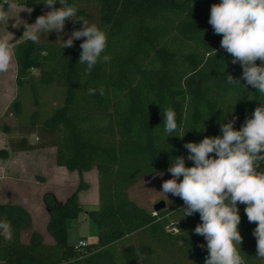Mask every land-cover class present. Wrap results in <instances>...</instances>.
I'll list each match as a JSON object with an SVG mask.
<instances>
[{"label":"trees","instance_id":"1","mask_svg":"<svg viewBox=\"0 0 264 264\" xmlns=\"http://www.w3.org/2000/svg\"><path fill=\"white\" fill-rule=\"evenodd\" d=\"M42 2L16 1L33 9L26 23L43 14ZM66 2L77 8L78 17L106 32L104 54L111 59H101L85 76L86 65L78 63L83 39L63 49L61 42L33 43L26 38L14 45L17 97L9 111L22 114L24 89L30 90L37 106L41 86H58L63 101L43 119L38 109L31 113L27 125L39 134V143L27 136L11 139L8 148H0V159L11 152L55 147L57 165L77 171L80 181L65 202H58L52 192L44 194L52 244L38 232L23 242L22 230L31 225L29 212L0 202V220L12 226L10 237L0 234V264H204L206 241L194 233L201 223L199 213L183 217L184 202L171 194L174 205L151 211L132 200L129 191L142 179L167 171L172 157L184 156L186 166H193L185 143L222 135L220 124L229 120L235 119L239 129L264 104V95L243 80L226 83L227 74L240 79L242 68L231 63L220 46L222 36L208 23L212 4L220 0ZM74 27L80 29L81 22ZM23 31L22 25L14 40ZM34 70H39L38 77ZM89 88H103V95H89ZM168 108L176 114L178 129L167 138L163 111ZM183 134V139L175 136ZM92 168L98 173L99 203L87 210L78 194L88 187L83 174ZM245 207L238 204L242 255L247 264H264L256 257L257 225L248 221ZM82 213L98 226L96 240L85 247L68 239V221Z\"/></svg>","mask_w":264,"mask_h":264},{"label":"clouds","instance_id":"2","mask_svg":"<svg viewBox=\"0 0 264 264\" xmlns=\"http://www.w3.org/2000/svg\"><path fill=\"white\" fill-rule=\"evenodd\" d=\"M42 3L50 11L38 16L32 24L23 23L22 35L27 40L39 43L40 33L59 34L67 21H79L82 27L73 30L67 40L62 39V49L71 48L75 40L83 39L78 63L86 65L85 76L101 59L110 61L111 57L104 54L107 34L97 24L78 17L77 8L66 0ZM9 18L7 11L0 9V22L8 23ZM208 23L214 34L222 36L220 46L232 57L231 63L242 68L240 79L227 74L226 83L237 85L243 80V85L264 95V0H220L212 4ZM12 61L10 41L0 38V73H7ZM97 91L103 95V88H89L88 94ZM163 124L166 137L174 136L178 123L171 108L163 111ZM234 124L235 119L221 123L222 135L205 136L199 143H185L187 160L193 166H186L184 156L172 157L167 169L172 178L163 181L160 191L184 202L183 217L199 213L201 223L194 233L206 241L208 255L204 264H247L241 251L238 204L246 205L248 221L257 225L253 231L256 257L264 260V104L255 108L242 127L237 129ZM184 134L175 136L183 139ZM159 175L162 177L163 173ZM11 233L10 222L0 220V234L10 237Z\"/></svg>","mask_w":264,"mask_h":264},{"label":"rangeland","instance_id":"3","mask_svg":"<svg viewBox=\"0 0 264 264\" xmlns=\"http://www.w3.org/2000/svg\"><path fill=\"white\" fill-rule=\"evenodd\" d=\"M17 0H0V9L7 11L9 15L8 23L0 22V38H7L12 46L13 50V61L10 70L7 72L11 79L10 87L13 91V100L17 97V86H14V78L16 83V61L14 58V45L18 42L25 39L22 35L19 39L14 40V37L19 32L20 27L23 25L24 22H27L30 14L27 10H30L27 6L16 4ZM11 5H15V7H11ZM21 7V11L18 9ZM50 11L49 8L42 6V12L45 14L46 12ZM34 23V22H33ZM32 24V23H31ZM17 25V26H16ZM75 30L74 22L69 20L66 22L65 28L63 32L57 34L55 32L40 33V40L39 42H61L62 39L67 40L70 33ZM59 35V37H58ZM35 76H39V70L33 71ZM20 99L23 102V112L20 116H17L14 112L9 111V106L7 109L0 113V136L2 135L3 139L1 141H5L7 146H9V140L17 139L22 136H27L28 140L32 143H39L38 140V133H32L30 126L27 125L31 113L38 109L40 111V118L43 119L44 117L48 116L54 108L60 105L63 101V91L58 86H41L39 88V94L37 96L38 105L36 106L33 101L32 94L30 90L24 89L22 90V95ZM29 131V132H28ZM46 159L50 157V153H44ZM47 163L45 162V165ZM163 173L161 177L159 174ZM157 174H153L149 177H146L139 181L135 186L130 189V197L134 200L137 204L145 207L148 210L154 211V206L160 202L165 201L167 207L174 205V201L172 200L170 194L168 197L160 192L162 190V183L164 180L170 179L171 173L168 171H163ZM96 180V174L94 171L89 172L86 175V182L89 185H92L89 190H81L80 197L81 199L85 196L89 197V201H92L93 197L96 195L98 196V185ZM79 183V182H78ZM77 183V186H78ZM54 185H50L52 189H56V184H60L59 181L53 180ZM71 184V182H69ZM29 194L27 197L28 199L31 198ZM34 198V195H33ZM79 200V199H78ZM94 201V200H93ZM91 209L97 208V206H88ZM42 221V220H40ZM39 221V222H40ZM42 223V222H40ZM68 229H69V240L71 243H78L80 237H84L87 242L95 241L98 234V226L95 222L87 217V219H71L68 221ZM27 234V233H26ZM123 243H119L118 247H121ZM4 261V248L0 246V263Z\"/></svg>","mask_w":264,"mask_h":264},{"label":"crops","instance_id":"4","mask_svg":"<svg viewBox=\"0 0 264 264\" xmlns=\"http://www.w3.org/2000/svg\"><path fill=\"white\" fill-rule=\"evenodd\" d=\"M18 11H21V7ZM10 81L8 73H0V113L7 109L13 99ZM14 86H16L15 78ZM1 139H3L2 135L0 136ZM7 144L4 140L1 141L0 148H8ZM46 152L50 153V157L47 159L44 154ZM45 162L47 163L46 165ZM92 171L96 174L95 182L97 181L98 185L96 168L85 171L83 174L84 180L86 181V175ZM53 180L60 182V184L55 185L56 189L50 187V185H54ZM79 181L80 177L77 171H70L66 167L57 165L55 147L11 152L7 159H0V202L20 205L31 216L30 227L22 230L23 242H29L33 232H38L45 243L52 244L54 242V238L47 230L50 216L48 208L44 203V194L52 192L58 202H65L75 192ZM91 186L88 184V187L83 191L89 190ZM80 192L78 194L79 203L87 210L91 209L88 207L90 205L93 207L98 205V196L96 197L95 195L92 201H89L88 196L81 199L79 196ZM29 194H33L34 198L31 195V198L28 199L27 196ZM79 219L86 220V214L82 213ZM81 240H85L84 237H80L78 242ZM71 244L77 245L78 243L74 242Z\"/></svg>","mask_w":264,"mask_h":264},{"label":"water","instance_id":"5","mask_svg":"<svg viewBox=\"0 0 264 264\" xmlns=\"http://www.w3.org/2000/svg\"><path fill=\"white\" fill-rule=\"evenodd\" d=\"M165 207H166L165 201H160L154 206V210H155V212H157L161 209H164Z\"/></svg>","mask_w":264,"mask_h":264},{"label":"built area","instance_id":"6","mask_svg":"<svg viewBox=\"0 0 264 264\" xmlns=\"http://www.w3.org/2000/svg\"><path fill=\"white\" fill-rule=\"evenodd\" d=\"M88 245V242L86 240H81L80 242H78L77 246L79 247H85Z\"/></svg>","mask_w":264,"mask_h":264}]
</instances>
